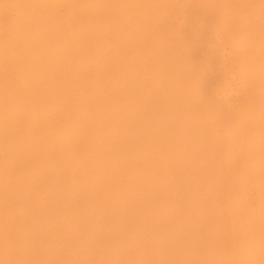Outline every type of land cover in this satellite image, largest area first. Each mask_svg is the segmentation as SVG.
Returning <instances> with one entry per match:
<instances>
[{
	"label": "rangeland",
	"instance_id": "1",
	"mask_svg": "<svg viewBox=\"0 0 264 264\" xmlns=\"http://www.w3.org/2000/svg\"><path fill=\"white\" fill-rule=\"evenodd\" d=\"M25 1L0 2V264H264V0Z\"/></svg>",
	"mask_w": 264,
	"mask_h": 264
},
{
	"label": "bare ground",
	"instance_id": "2",
	"mask_svg": "<svg viewBox=\"0 0 264 264\" xmlns=\"http://www.w3.org/2000/svg\"><path fill=\"white\" fill-rule=\"evenodd\" d=\"M13 1H15V0H13ZM21 1H22V0H21ZM26 1H27V0H26ZM26 1H25V4H26L27 2L32 3L31 1H27V2H26ZM105 1H109V0H105ZM0 2H1V0H0ZM38 2H40V1L38 0L37 3H38ZM30 3H29V4H30ZM18 4H19V3H18ZM29 4H28V6H29ZM33 4H35V1L33 2ZM39 4H40V3H39ZM39 4H38V5H39ZM41 4L43 5L42 1H41ZM103 4H104V3H103ZM14 5H15V4H14ZM45 5H46V4H45ZM15 6H16V5H15ZM20 6H21V5H20ZM23 6H24V3H23ZM23 6H22L21 8H23ZM31 6H32V5H31ZM98 6H99V5H98ZM24 7H25V6H24ZM38 7H39V6H38ZM16 8H17V10H18L19 7H16ZM21 8H19V9H21ZM42 8H43V6H42ZM97 8H98V7H97ZM26 9H28V7H27ZM36 9H37V8H36ZM36 9H34V10H36ZM109 9H110V8H109ZM24 10H25V9H23V11H24ZM28 10H30V9H28ZM100 10H101V9H100ZM99 12H100V11H99ZM102 13H103V12H102ZM99 14H101V13H99ZM98 16H99V15H98ZM98 16H97V17H98ZM102 16H103V15H102ZM103 18H104V17H103ZM97 32H98V31H97ZM90 35H91V34H90ZM91 36H92V35H91ZM17 46H18V45H17ZM1 53H2V52H1ZM1 56H2V55H1ZM0 58H1V57H0ZM5 59H6V58H5ZM0 61H1V64H2L3 61H2V60H0ZM9 64H10V63H8L7 66H8ZM2 65L5 67L6 71H8L7 68H9V66L7 67L6 64H2ZM10 66L12 67V65H10ZM115 66H116V65H115ZM13 67H14V66H13ZM1 68H2V67H1ZM107 68H108V67H107ZM2 69H3V68H2ZM2 69H0V70L2 71ZM15 69H16V67H15ZM102 69H103V68H102ZM108 69H109V68H108ZM113 69H114V68H113ZM117 69H118V66H117ZM117 69H116V70H117ZM6 71L4 70L3 75L0 74V75L3 76V80H4V78H5L4 76H6V75L4 74ZM12 72H13V71H12ZM14 72H15V71H14ZM109 72H111V71H109ZM0 73H1V72H0ZM10 73H11V72H10ZM15 73H16V72H15ZM107 74H108V71L106 72V75H107ZM109 74H111V73H109ZM106 75H104V76H106ZM19 76H20V75H19ZM19 76H18V77H19ZM104 76H103V77H104ZM0 77H1V76H0ZM7 77H10V75H8ZM7 77H6V79H8ZM11 77H12V76H11ZM107 77H108V76H107ZM0 79H1V78H0ZM15 79H16V78L14 77L13 80H15ZM104 79H105V78H104ZM1 80H2V79H1ZM9 80L11 81V79H9ZM17 80H18V79H17ZM20 80H21V78H20ZM4 81H5V80H4ZM4 81H2V82H4ZM8 82H9V81H8ZM21 82H22V80H21ZM9 83H10V82H9ZM5 84H7V83H5ZM10 85H11V84H10ZM13 85H14V84H13ZM21 85H22V84H21ZM14 86H15V85H14ZM113 86H114V85H113ZM119 86H120V88H121V85H119ZM104 87H106V84H105ZM108 87H109V85H108ZM116 87H117V86H116ZM116 87H115V88L113 87V90L116 89ZM92 88H93V86H92ZM109 89H110V88H109ZM89 90H90V89H89ZM107 90H108V89H107ZM107 90H106V91H107ZM18 91H19V90H18ZM91 91H92V90H91ZM94 91H95V90H94ZM94 91H93V92H94ZM100 91H101V90H100ZM110 91H111V89H110ZM110 91H109V92H110ZM116 91H119V90H116ZM19 92H20V91H19ZM93 92H92V93H93ZM98 92H99V91H98ZM98 92L96 91V93H98ZM101 92H102V91H101ZM104 92H105V91H104ZM87 93H88V90H87ZM89 93H90V91H89ZM107 93H108V92H107ZM90 94H91V93H90ZM104 94H105V93H104ZM19 95H20V94H19ZM94 95H95V94H94ZM98 95H99V94H98ZM86 96H87V95H86ZM92 96H93V95H92ZM95 96H97V95H95ZM99 96H100V95H99ZM101 96H103V94H101ZM21 97H22V96H21ZM27 97H28V96H26V97H24V98L27 99ZM104 97H105V99L107 100L106 96H104ZM25 99H24V100H25ZM92 99H94V98H92ZM96 99H97V98H96ZM98 99H101V98L98 97ZM105 99H103V100H105ZM15 100H16V99H15ZM22 100H23V99H22ZM24 100H23V101H24ZM105 102H106V101H105ZM172 119H173V118H172ZM0 120H1V122L3 123V120H4V119L2 118V119H0ZM4 123H5V120H4ZM4 123L2 124V125H3V129H6L7 127L4 128ZM120 124H123V123L120 122ZM2 125H1V128H2ZM6 126H7V125H6ZM121 126H122V125H121ZM123 126H124V125H123ZM123 126L120 127V128H123ZM7 130H8V128H7ZM7 130H6V131H7ZM73 130H74V129H73ZM75 130H76V129H75ZM78 130H79V129H78ZM80 130H81V129H80ZM134 130H135V129H134ZM1 131H2V129H1ZM4 132H5V130H4ZM4 132H3V134H4ZM74 133H75V132H74ZM6 134H8V135L10 136V134L8 133V131H7ZM157 134H158V133H157ZM76 135H77V134H76ZM79 135H81V134H79ZM3 136H4V135H3ZM71 136H72V135H71ZM73 136H74V134H73ZM81 136H82V135H81ZM4 138H5V137H4ZM71 138H72V137H71ZM8 139H9V137H8ZM2 140L4 141V139H2ZM70 140H71V139H70ZM0 141H1V140H0ZM10 141H11V140L6 141V143H7V142H10ZM6 143L4 144V146L6 145ZM67 143H68V142H67ZM75 143H76V142H75ZM71 144H72V143H71ZM77 144H78V143H77ZM1 145H3V144H1ZM69 145H70V143H69ZM72 145H73V144H72ZM4 146H3V147H4ZM6 146H7V145H6ZM70 146H71V145H70ZM73 146H75V145H73ZM73 146H71V147L74 148ZM3 147H0V154H1V151H5L4 155L8 154L10 150H6L7 147L5 148V150H4V149L2 150L1 148H3ZM8 147H9V146H8ZM34 147H36V146H34ZM9 148H10V147H9ZM7 149H8V148H7ZM30 149H31V148H30ZM37 150H39V149H37ZM73 150H74V149H73ZM75 150H76V149H75ZM7 151H8V153H6ZM10 152H11V151H10ZM29 152H30V151H29ZM12 153L16 155V152H15V153L12 152ZM17 153H18V152H17ZM19 153H20V151H19ZM22 153H23V152H22ZM30 153H31V152H30ZM32 153H33V152H32ZM32 153H31V154H32ZM35 153H38V152H34L33 154H35ZM9 154H10V153H9ZM24 154H25V153H24ZM39 154H41V153H39ZM39 154H37V155H39ZM1 155H2V154H1ZM1 155H0V156H1ZM4 155H3V156H4ZM20 155H22V154H21V153H20V154H17V161H18V162H17V165H18L19 161L21 160V159L18 160V159H19L18 156L20 157ZM28 155H29V154H28ZM28 155H27V156H28ZM10 156H11V155H10ZM29 156H30V155H29ZM31 156H32V155H31ZM31 156H30V158L33 159ZM34 156H35V155H34ZM39 156H40V155H39ZM4 157H5V156H4ZM8 157H9V155H8ZM22 157H23V156H21L20 158H22ZM36 157H37V156H36ZM1 158H2V157H1ZM9 158H10V157H9ZM9 158H8V162L6 161L7 163H10V162H9ZM13 158H14V157H13ZM6 159H7V157H6ZM11 159H12V157H11ZM15 159H16V157H15ZM31 159H30V160H31ZM4 160H5V158L3 159V161H4ZM13 160H14V159H13ZM24 160H26V158H25ZM24 160L21 161V162H23V166H24L25 163H26ZM37 160H38V157H37ZM0 161H1V160H0ZM26 161H28V160H26ZM33 161H35V160H33ZM123 161H124V160H122L121 163H123ZM4 162H5V161H4ZM14 162H15V161H14ZM21 162H20V163H21ZM28 162H29V161H28ZM28 162H27V164H28ZM35 162H36V161H35ZM129 162H131V161H129ZM2 163H3V162H2ZM7 163H6V164H7ZM29 163H30V162H29ZM115 163H116V162H115ZM126 163H128V161H127ZM4 164H5V163H4ZM6 164H5V165H6ZM21 164H22V163H21ZM30 164H31V163H30ZM119 164H120V163H119ZM129 164L131 165V163H129ZM132 164H133V163H132ZM2 165H3V164H2ZM7 165H8V164H7ZM9 165H10V164H9ZM12 165L14 166V164H12ZM76 165H77V164H76ZM113 165H114V163H112V165H110V166H113ZM123 165H124V163H123ZM123 165H121V166H122L123 168H125L124 166H125L126 164H125L124 166H123ZM133 165H134V164H133ZM20 166H21V165H18V168L16 167V169H19ZM5 167H6V166H5ZM24 167H25V166H24ZM24 167H23V168H24ZM29 167H31V166H29ZM29 167H28V169H29ZM116 167H118V166H116ZM128 167H129V166H128ZM140 167H141V166H140ZM26 168H27V167H26ZM112 168H113V167H112ZM118 168H120V166H119ZM118 168H114V169H118ZM1 169H2V168H1ZM7 169H8V168H7ZM10 169H11V168H10ZM24 169H25V168H24ZM110 169H111V168H110ZM114 169H113V170H114ZM12 170H13V169H12ZM20 170H21V168H20ZM26 170H27V169H26ZM29 170H31V168H30ZM118 170H119V169H118ZM121 170H123V169H121ZM4 171H5V170H4ZM10 171H11V170H10ZM114 171H117V170H114ZM5 172H6V171H5ZM15 172H16V171H15ZM15 172H14V173H15ZM19 172H20V171H19ZM2 173H3V172H2ZM8 173H9V170H8L7 174H8ZM20 173H22V172H20ZM24 173H25V172H24ZM30 173H31V172H30ZM0 174H1V173H0ZM18 174H19V173H18ZM18 174H17V175H18ZM4 175H6V174H4ZM17 175L15 174V177H16ZM23 175H27V174L25 173V174H23ZM10 176H11V175H10ZM21 176H22V174H21ZM0 177H1V176H0ZM2 177H3V176H2ZM7 177H9V175H8ZM12 177H13V174H12ZM17 177H18V176H17ZM25 177H27V176H25ZM33 177H34V176H33ZM35 177H36V176H35ZM5 178H6V177H5ZM22 178L24 179V177H22ZM28 178H29V177H27L26 180H27ZM36 178H38V177H36ZM1 179H2V178H0V180H1ZM15 179H16V178H15ZM18 179H19V177H18ZM20 179H21V178H20ZM38 179H39V178H38ZM40 179H41V178H40ZM13 180H14V178H13ZM28 180H29V179H28ZM33 180H34V179H33ZM1 181H2V180H1ZM1 181H0V182H1ZM16 181L18 182L17 179H16ZM16 181H15V182H16ZM22 181H23V180H22ZM31 181H32V180H31ZM40 181H41V180H40ZM4 182H6V180H5V181H4V180L2 181V183H4ZM17 182H16V183H17ZM24 182H25V179H24ZM32 182H33L32 184H34V185L38 184V183H34L35 180L32 181ZM38 182H39V180H38ZM16 183H15V184H16ZM21 183H22V182H21ZM27 183L29 184L28 181H27ZM27 183H26V184H27ZM32 184H31V185H32ZM1 185H2V184H1ZM1 185H0V188L2 187ZM34 185H33V186H34ZM8 186H9V185H8ZM10 186H11V185H10ZM10 186H9V188H10ZM14 186H15V185H14ZM20 186H21V185H20ZM28 186H30V185H28ZM33 186L31 187L32 189L34 188ZM36 186H37V185H36ZM6 187H7V186H6ZM11 187H12V186H11ZM16 187H17V185H16ZM18 187H19V186H18ZM21 188H22V187H21ZM10 189H11V188H10ZM17 189L19 190V188H17ZM5 190H6V189H5ZM12 190H15V189H12ZM20 190H21V189H20ZM22 190H23V188H22ZM22 190H21V191H22ZM26 190H27V189H26ZM8 191H9V190H8ZM10 191H11V190H10ZM10 191H9V192H10ZM21 191H20V192H21ZM1 192H4V191H0V194H1ZM9 192H8V193H9ZM16 192H17V191H16ZM23 192H24V191H23ZM24 193H25V192H24ZM24 193H21V194H23L24 197H25V194H24ZM12 194H13V193H12ZM7 195H8V194H7ZM1 196H2V195H1ZM15 196H16V195H15ZM15 196L13 195V197H15ZM19 196H20V198L22 197L21 195H19ZM19 196H18V197H19ZM2 197H3V196H2ZM2 197H1V199H2ZM8 197H9V195H8ZM10 197H11V194H10ZM10 197H9V198H10ZM26 197H27V196H26ZM52 197H53V196L50 195V198H51V199H52ZM6 198H7V196H6ZM6 198H4V199H6ZM56 198H57V197H56ZM15 199H16V201H17V198H15ZM18 199H19V198H18ZM22 199H23V198H22ZM54 199H55V196H54ZM58 199H60V198H58ZM11 200L14 201L12 198H11ZM3 201H5V200H3ZM6 201H9V200H6ZM12 201H11V202H12ZM16 201H15V202H16ZM48 201H49V200H48ZM51 201H52V200H51ZM51 201H50V202H51ZM56 201L59 202L58 200H54L53 203H55V205H56ZM62 201H64V200H62ZM0 202H1V200H0ZM19 202H21V205H22V201H19ZM2 203H3V202H2ZM2 203H0V209L3 210L4 207L1 208V204H2ZM8 203H9V202H7V204H8ZM13 203H14V202H13ZM16 203H17V202H16ZM44 203H45V202H44ZM5 204H6V203H3V205H5ZM7 204H6V205H7ZM9 204H10V203H9ZM9 204H8V205H9ZM35 204H36V203H35ZM35 204L33 203L32 206L35 205ZM61 204H63V203H61ZM64 204H65V203H64ZM3 205H2V206H3ZM6 205H5V208L7 209L9 206H8V205L6 206ZM43 205H45V204H43ZM55 205H54V207H55ZM10 206H11V204H10ZM12 206H13V204H12ZM14 206H15V205H14ZM27 206H28V205H27ZM40 206H41V205H40ZM47 206H48V205H47ZM65 206H66V205H65ZM30 207H31V205H30ZM35 207H37V205H35ZM35 207H33V212H34V210H35V209H34ZM38 207H39V206H38ZM57 207H58V206H57ZM12 208H13V207H12ZM12 208H8V209L11 210ZM27 208H29V206H28ZM65 208H66V207H65ZM6 209H5V210H6ZM30 209H31V208H30ZM36 209L39 210V208H36ZM47 209H48V208H47ZM9 210H8V211H9ZM27 210H28V209H27ZM27 210H26V211L24 210V211L27 212ZM37 210H36L35 212H37ZM48 210H49V209H48ZM3 211H4V210H3ZM29 211H31V210H28V212H29ZM43 211H44V210H43ZM5 212H6V211H5ZM25 212H22V213H23V215H24V217H25V219H26V216H28V215H26ZM31 212H32V211H31ZM35 212H34V213H35ZM46 212H47V210H46ZM46 212L44 211L43 214L46 213ZM48 212H49V211H48ZM0 213H1V212H0ZM51 213L53 214V211H51ZM2 214L4 215L5 213L2 212ZM2 214H1V215H2ZM28 214H29V213H28ZM35 214H36V213H35ZM41 214H42V212H41ZM48 214H50V213H48ZM44 215L48 216L47 213L44 214ZM44 215H42V218L40 217L41 220L44 219V218H43ZM32 216H33V214H32ZM37 216H38V214L36 215V217H37ZM40 216H41V215H40ZM46 216H45V219H47ZM24 217H23V219H24ZM27 218L30 219V218H32V217L29 216V217H27ZM34 218H35V217H34ZM38 218H39V216H38ZM38 218H37V220H39ZM49 218H50V216H49ZM32 219H33V218H32ZM34 220L36 221V218H35ZM42 221H43V220H42ZM44 221H45V220H44ZM44 221L42 222V224L45 223ZM34 223H35V222H34ZM36 224H37V223H36ZM40 225H41V224H40ZM44 225L46 226L47 223H45ZM27 226L29 227V225H27ZM30 226H31V225H30ZM33 226H34V225H33ZM36 226H37V225H36ZM42 226H43V225H42ZM47 226H48V225H47ZM53 226H54V225H53ZM25 227H26V226H25ZM31 227H32V226H31ZM55 227H56V225H55ZM26 228H27V227H26ZM35 228H36V227H34V230L32 229L33 232L35 231ZM37 228H38V226H37ZM37 228H36V231L38 230ZM29 229L31 230V228H29ZM39 229H40V227H39ZM47 229H48V228H47ZM56 229H57V228H56ZM26 230L28 231V228H27ZM32 230L29 231V232H32ZM45 230H46V228H45ZM24 231H25V229H24ZM24 231H23V232H24ZM39 231H40V230H38V233H39ZM43 231H44V230H43ZM43 231H40V232L42 233ZM49 232H50V229H49ZM49 232H48V233H49ZM52 232H53V229H52ZM55 232H56V231H55ZM48 233H47V234H48ZM23 234H24V233H23ZM34 234H35V232H34ZM36 234H37V233H36ZM36 234H35V236L37 237L38 234H37V235H36ZM39 234H40V233H39ZM44 234H45V233H43L42 235L44 236ZM47 234H46V236H47ZM42 235H39V236H40L39 238H41ZM19 236H22V235H19ZM25 236H27V235H25ZM26 238H27V237H26ZM37 238H38V237H37ZM49 238H53V237H52V236H51V237L49 236ZM49 238H48V239H49ZM54 238H55V237H54ZM27 239H28V238H27ZM27 239H26V240H27ZM43 239H44V238H43ZM45 239H47V238H45ZM26 240H25V241H26ZM54 240H56V239H54ZM25 241H23V239H22V243L25 242ZM27 241H31V240L28 239ZM32 242H33V241H32ZM43 242H47V241H43ZM24 244H25V243H24ZM32 244H35V243H32ZM25 245H26V244H25ZM27 245H28V244H27ZM28 246H29V245H28ZM30 246H31V245H30Z\"/></svg>",
	"mask_w": 264,
	"mask_h": 264
}]
</instances>
